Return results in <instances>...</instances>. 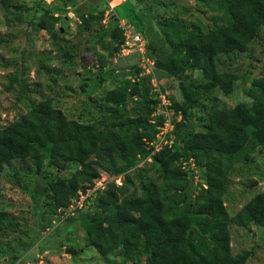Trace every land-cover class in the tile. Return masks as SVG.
<instances>
[{
  "label": "trees",
  "instance_id": "trees-1",
  "mask_svg": "<svg viewBox=\"0 0 264 264\" xmlns=\"http://www.w3.org/2000/svg\"><path fill=\"white\" fill-rule=\"evenodd\" d=\"M199 1L214 11L211 24L198 18L190 22L176 16L160 19L171 52L166 59L156 58L155 64L172 75L199 70L204 79L211 80L204 84L206 90L218 87L227 94L239 76L215 69L214 59L247 51L260 34L264 40V0ZM0 8L18 20L26 18L22 11L30 10L15 0H0ZM182 8L187 11L185 6ZM59 10L63 8L48 7L35 20L37 28L53 38L59 20L54 12ZM84 13H80L79 20L82 28L90 30L92 24L101 20L103 10L98 14ZM126 16L128 24L136 20L139 29H144L136 8H131ZM108 33L123 42L119 25ZM158 88L155 94L149 77L127 80L123 88L106 92L103 119L90 122L68 117L51 98L31 103L23 115L0 129V171L10 161L29 156L40 173L42 149L46 150L49 164L57 169L78 163L80 167L69 176L47 180L44 211H59L68 223L84 212L82 226L90 244L102 256L114 252L130 260L142 256L145 264H245L250 252L232 254L230 226L264 225V192L254 195L232 216L223 198L235 164L250 160V152L261 143L247 129L252 125L264 129V74L250 80L251 106L237 103L221 108L213 95L202 129L183 131L177 122L172 144L153 151L149 142L154 140L155 126L149 118L158 107L160 91L164 93L163 87ZM182 90L188 102L182 108V118L186 119L192 117L201 94L193 86L182 85ZM137 95L138 102L126 108V98ZM166 97L173 109L178 107L174 98ZM141 161L148 168L138 167ZM192 162L194 165L190 166ZM131 169L136 170L138 184L126 194V183L131 184V180L122 185L123 176ZM149 170L154 176L148 175ZM101 172L112 178L122 175L123 181L106 182L104 189L91 191L83 205L70 212L67 208L78 199V191L91 190ZM192 180H197L199 187L191 200L187 188ZM91 200L98 206L93 213L87 212V202ZM15 227L9 213L0 210V231H15Z\"/></svg>",
  "mask_w": 264,
  "mask_h": 264
},
{
  "label": "rangeland",
  "instance_id": "rangeland-1",
  "mask_svg": "<svg viewBox=\"0 0 264 264\" xmlns=\"http://www.w3.org/2000/svg\"><path fill=\"white\" fill-rule=\"evenodd\" d=\"M15 1L30 10L22 11L26 18L18 20L0 8V129L23 115L31 103L46 98H51L70 118L85 122L102 120L103 99L107 91L123 88L127 80L135 82L149 77L155 94L159 92L158 87H163L162 93L178 102L174 116L176 119L180 113L178 123L181 129L195 132L202 129L203 117L211 106V96L218 98L221 108L237 103L251 106L253 99L248 95L250 80L264 74L262 34L250 43L247 51L218 55L214 59L215 69L239 76L227 94L218 87L206 90L204 84L211 80L204 79L199 70L172 75L156 66V58L166 59L171 52L158 22L160 19L176 16L190 22L198 18L204 24H211L210 15L214 11L199 0ZM48 7L63 8L54 12V15H59L54 38L46 30L38 29L35 23ZM133 7L144 26L140 30V23L136 20L131 25L143 38L142 53L135 47H125L122 51L124 47L120 38L108 33L121 21L127 22L126 15ZM100 10H103L101 20L92 24L90 30L82 28L80 13L98 14ZM32 17L35 19L29 22ZM182 85L193 86L201 94L198 107L190 108L193 118H182V108L188 104ZM138 99V95L128 96L126 108L134 106ZM247 131L250 136L258 137L261 143L250 152V160L236 163L230 172L223 200L231 216L254 195L264 192V129L252 125ZM41 155L40 173L36 172L29 156L10 161L0 171V210L8 212L16 224L15 231L11 228L5 229V233L0 231V264H145L146 258L142 256L130 260L118 252L107 256L98 254L82 226L84 212L68 223L63 219V213L60 217L59 211L54 214L44 211L47 180L69 176L80 165L68 163L60 170L49 164L45 149L41 150ZM137 166L148 168L145 161ZM135 171L131 169L124 173L122 185L129 178L131 180V184L126 183V194L138 184ZM148 175L154 176L153 170H149ZM102 176L95 182L99 179L103 182L106 176ZM198 187L197 180L189 183V199L194 198ZM89 202L87 212L97 211V204L93 200ZM230 247L234 255L244 250L250 252L245 264H264V225L253 223L247 228L231 225ZM66 248L76 253L65 252Z\"/></svg>",
  "mask_w": 264,
  "mask_h": 264
},
{
  "label": "built area",
  "instance_id": "built-area-1",
  "mask_svg": "<svg viewBox=\"0 0 264 264\" xmlns=\"http://www.w3.org/2000/svg\"><path fill=\"white\" fill-rule=\"evenodd\" d=\"M121 24L119 25L123 30L124 40L121 43V46L124 47L122 51H125V47L131 48L135 47L138 48L139 51H143V38H141V33H137L128 22L121 21ZM142 47V49H141ZM163 94V93H161ZM159 93L160 102L158 104L157 109L152 113L151 117L149 118V122L155 126V134H154V140L149 142L150 145L154 146L153 151H158L162 149L164 146H170L172 144L173 139V130L175 128L176 122H178L181 118V115L178 114L177 118L175 119V112L172 108L171 102L167 99L165 94L161 95ZM161 95V96H160ZM194 163L192 162L190 166H193ZM102 176V175H101ZM98 177V178H101ZM106 176V177H105ZM105 177L103 179V182L101 179H99L97 182H95L94 187L90 190L88 189L86 193H83L82 191L79 192L78 199L70 204V206L67 208L70 212L71 210L74 211L75 208L81 207L86 200L89 193L101 186H104L106 182L114 180L117 184L122 183V175H118L116 177H110L105 174ZM96 178V179H98ZM96 181V180H95ZM68 213V211H67Z\"/></svg>",
  "mask_w": 264,
  "mask_h": 264
},
{
  "label": "water",
  "instance_id": "water-1",
  "mask_svg": "<svg viewBox=\"0 0 264 264\" xmlns=\"http://www.w3.org/2000/svg\"><path fill=\"white\" fill-rule=\"evenodd\" d=\"M65 252H68V253H70V254H75V253H76L75 250H72V249H69V248H66V249H65Z\"/></svg>",
  "mask_w": 264,
  "mask_h": 264
},
{
  "label": "clouds",
  "instance_id": "clouds-1",
  "mask_svg": "<svg viewBox=\"0 0 264 264\" xmlns=\"http://www.w3.org/2000/svg\"><path fill=\"white\" fill-rule=\"evenodd\" d=\"M178 114H180V113H178ZM180 120H181V118H180ZM180 120H179V121H180ZM179 121H178V122H179ZM176 123H177V122H176ZM175 126H176V124H175ZM173 132H174V130H173ZM173 132H172V133H173Z\"/></svg>",
  "mask_w": 264,
  "mask_h": 264
}]
</instances>
